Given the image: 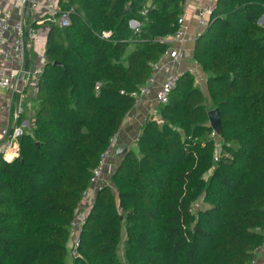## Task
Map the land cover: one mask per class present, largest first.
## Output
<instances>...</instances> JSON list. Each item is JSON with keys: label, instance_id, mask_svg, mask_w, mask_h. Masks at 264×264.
<instances>
[{"label": "trees", "instance_id": "obj_1", "mask_svg": "<svg viewBox=\"0 0 264 264\" xmlns=\"http://www.w3.org/2000/svg\"><path fill=\"white\" fill-rule=\"evenodd\" d=\"M185 1H62V10L73 8L71 23L51 24L33 126L17 137L15 156L0 154V264H68L83 192L170 49ZM193 59L208 75L207 95L182 73L137 148L98 188L73 264L256 257L264 242V0H216ZM216 107L221 132L213 136L208 111Z\"/></svg>", "mask_w": 264, "mask_h": 264}, {"label": "crops", "instance_id": "obj_2", "mask_svg": "<svg viewBox=\"0 0 264 264\" xmlns=\"http://www.w3.org/2000/svg\"><path fill=\"white\" fill-rule=\"evenodd\" d=\"M36 3V9L31 6L25 10L20 9L18 0H0V10L11 11V21H16L20 18L24 19L26 26H32L38 31L42 39L40 41H29L26 50V62L23 66L28 64L27 70H31L34 66L42 63L46 59L45 50L47 36L51 28V24L58 25V15L53 13L51 8L61 9L63 0H32ZM52 3L48 6V2ZM65 1V0H64ZM207 3L215 6L216 0H186L182 15L184 16V39L182 42H173L170 45V50L181 47L184 50L185 56L177 64V69L183 72H192L196 77L198 86L206 93L208 75L204 72L202 67L193 59L196 41L204 29L199 25L197 17V9L200 5ZM59 26V25H58ZM7 37L11 40L13 38L9 33ZM164 56L161 61H164ZM20 63L16 58H5L0 55V80L11 73L20 71ZM166 72L164 69L157 73V83H161L165 78ZM157 87L153 88L149 93L142 95V101L135 104L134 108L128 113L119 131L118 143L114 150L108 156L104 174L101 180L102 184H108L111 181V176L119 163L123 159V155L118 153V147L126 146L127 151L136 149V141L142 131L144 123L150 117L154 116L151 111L153 107L157 108L155 104V93ZM24 93L23 100L24 112L21 115L17 113V106L19 103V94ZM9 104V105H8ZM36 108L35 97L31 93L30 87L25 86L23 73L13 82L12 87L4 86L0 83V154L7 158H12L17 154L18 141L13 138L12 131L16 127H22V131H30L33 122ZM4 129L8 130V134H4ZM100 185V186H101ZM93 194L91 191L89 195L82 199L81 210L87 211L88 207L93 202ZM256 258L259 261H264V247L257 251Z\"/></svg>", "mask_w": 264, "mask_h": 264}, {"label": "built area", "instance_id": "obj_3", "mask_svg": "<svg viewBox=\"0 0 264 264\" xmlns=\"http://www.w3.org/2000/svg\"><path fill=\"white\" fill-rule=\"evenodd\" d=\"M20 4V9L25 10L27 7L31 6L32 9H36V3L32 0H18ZM50 1L48 2V6L51 5ZM54 15L57 14V22L60 27H67L71 23V12L73 8L70 9H54L51 8ZM212 10V5L204 3L200 5L197 9V17L199 25L202 29L207 28L210 21V13ZM179 27L177 31L166 38L168 43L182 42L184 39V16L180 15L178 18ZM133 27H137L138 23L135 21L131 22ZM13 36L10 40L7 37V34ZM107 35V34H106ZM42 39L41 34L36 31L33 26H26L24 19L20 18L16 21H11V11L9 10H0V55L5 58H16L20 63V71L16 73H11L10 75L2 78L0 83L7 87H12L13 82L19 77L21 73H23L24 84L27 87H30L32 95L35 97L39 90L40 78L43 72V68L46 64V59L42 60V63L34 66L31 70H24L23 66L26 62V50L27 43L29 41L38 42ZM185 56L184 50L181 47L175 49H169L165 53L166 59L164 61H160L154 63L152 66V73L146 80V82L140 87V90L136 94V103L142 101V95L149 93L153 88L157 87L155 93V104L161 105L166 104L170 100V94L176 87L179 77L182 75L183 71L177 69V64L183 59ZM164 69L166 72L165 78L161 83H157V73ZM25 98L24 93L19 94V103L17 106V113L21 115L24 112L23 100ZM9 105V104H8ZM154 113V116L158 117L157 108L153 107L151 110ZM120 131V130H119ZM119 131L114 133L109 140V146L106 151H104L100 156V161L98 166L93 171V176L91 179L90 187L83 192V198L89 195V192L95 196L98 188L101 185V180L104 174L105 165L108 159V156L114 150L115 145L118 143ZM22 127H16L12 131L13 138L17 139V137L22 133ZM4 134H8V130L4 129ZM212 135H216V132L213 131ZM94 199V197H93ZM82 201L79 203L76 209V215L72 222L71 227V240H70V256L75 258L78 256V248L80 245V231L81 227L86 219L87 213L89 212L91 205L88 207L87 211L81 210ZM264 247L260 246L257 251ZM248 264H264V261H259L256 257Z\"/></svg>", "mask_w": 264, "mask_h": 264}, {"label": "water", "instance_id": "obj_4", "mask_svg": "<svg viewBox=\"0 0 264 264\" xmlns=\"http://www.w3.org/2000/svg\"><path fill=\"white\" fill-rule=\"evenodd\" d=\"M263 21V18L261 19ZM28 64L25 65V71L27 70ZM24 76V75H23ZM208 116H209V122L214 131L218 134L221 132V115L219 109L213 108L208 111ZM127 152V147L126 146H120L118 147V153L121 155H124Z\"/></svg>", "mask_w": 264, "mask_h": 264}, {"label": "rangeland", "instance_id": "obj_5", "mask_svg": "<svg viewBox=\"0 0 264 264\" xmlns=\"http://www.w3.org/2000/svg\"><path fill=\"white\" fill-rule=\"evenodd\" d=\"M129 53V51H128ZM201 202L200 201H197L195 204H194V208L197 209L199 206H200ZM125 234H124V239H125ZM118 253H119V256H120V259L121 260H124V254H125V244H124V241L122 243V245L120 246L119 250H118ZM68 264H73L72 263V257L69 255L68 256Z\"/></svg>", "mask_w": 264, "mask_h": 264}]
</instances>
